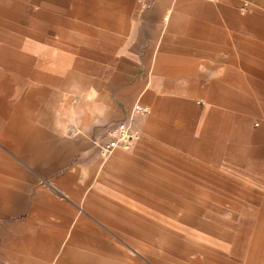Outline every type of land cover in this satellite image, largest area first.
<instances>
[{
  "label": "rangeland",
  "instance_id": "rangeland-1",
  "mask_svg": "<svg viewBox=\"0 0 264 264\" xmlns=\"http://www.w3.org/2000/svg\"><path fill=\"white\" fill-rule=\"evenodd\" d=\"M68 1L76 7V0H65V5L70 4ZM242 1L151 0L146 8H142L139 0H130V3L128 0H81V5L90 3L97 12L90 14L83 11L77 17L63 21L62 28L57 32H49L36 25L35 14L31 11L36 4L33 0H0V9H10L19 15V25L44 37L58 39L59 35L68 38L73 33L77 34L79 48L82 51L79 56L81 89L71 88L59 96V100L65 97L76 104L69 107H53L43 113L40 111L20 113L23 123L12 125L9 130L13 138L12 142H23V145L27 144L28 138L23 136L21 140L17 136L19 132L27 133L26 136H29L32 132L40 135V132L44 131L48 147L55 145L54 141L59 137L83 138L85 154L77 150L84 146V142L76 145L69 144L66 154L63 155L67 165L46 169L50 162H54L59 157L55 153L52 154L50 149L43 154L38 163L33 165L28 161L27 156H19L9 146L0 142L3 152L22 167L28 178V185L34 182L29 186L33 189L31 192L29 188L25 190L27 197L31 199L30 193L39 189L43 194L52 193L57 200L66 202L70 208L82 210L84 207L87 210L85 205L89 204V213L88 210L85 212L117 239L113 232L93 216L91 209L101 214L113 213L117 216L135 211L155 213L161 220L165 219L166 222L171 223L168 224V228L173 231H169L172 235V241L168 243L170 246H172L170 243H173L176 245L174 247L178 249L182 247L183 251L184 248L191 252L196 251L188 255L190 257L180 256L181 261L185 260L187 264H224L217 259L206 257L209 253L206 252L208 249L206 245L209 247L217 245L210 241L206 230L198 225L180 221L168 210H161L150 205V200L147 199L153 196L152 189L141 187V194H134L124 191L122 187L113 184L109 179L115 171L119 170L127 173L126 177L122 178L132 185L136 178L150 181L155 170H157L156 173H161V175L158 174L160 177H164L165 172L171 170L167 167L168 158H164L167 156L170 157L171 163L183 162L187 166L190 164L202 166L203 171L199 172L215 180L220 179L221 182L228 184L238 183L242 188L237 192H249L254 199H259L257 202L259 204L252 202L253 204L248 206L257 207L264 214V201L262 202L264 187L261 188L258 182L262 180L260 174L246 165L238 164L236 160L242 158L240 154L228 155L226 149L223 155H217L218 152L214 147V145H222L226 148L231 146L232 142H241L247 146L251 144L264 146L261 136L254 134L260 130L257 117L261 116H252L251 123L248 122L246 125L244 123L241 127L237 121L224 123L228 119L225 116L227 108L222 104L223 98L228 95H242L244 92L251 95L254 101L259 102L263 98L260 96L262 91L257 85L259 78L249 73L243 65L244 58L250 56L257 59L255 52L264 51L263 25L234 26L227 17L225 9L232 7L238 19L257 15L262 17L264 16V0H248L250 8L246 12L241 11ZM209 4L216 6L214 7L219 11V18L204 17L203 6ZM86 5L84 7H88ZM1 15L0 13V18L3 17ZM165 15H168L167 19H164ZM171 22H175L177 27L169 32ZM200 25L221 29L222 37L215 38L208 33L201 35L196 31L187 34L189 27ZM167 33H169L170 48L161 50L158 41ZM187 39L192 41L191 45L186 44ZM133 44H136L135 48ZM173 44H177L178 48H174ZM84 51H89V54ZM121 57H127L130 60L128 68L120 65ZM93 64L97 65V68ZM103 66H108L114 71L125 68L123 70L128 74L127 80L108 88H104L101 84L82 85L83 75L92 78L96 76L99 80L105 79L95 74ZM165 70L169 73L164 72ZM120 89H123L121 95L118 94ZM212 89L216 90L213 95L221 98L207 100L206 97H210L208 94ZM191 93L193 95H190ZM105 94L107 99H104ZM96 96L103 97L94 102L93 98ZM174 98L181 100L172 102ZM81 100L87 101L85 105H82L83 107L77 105ZM136 102L150 104V111L132 113ZM217 106L222 109L213 114L212 109L218 108ZM196 108H199L204 115V121L211 119L212 122L214 121L213 126L215 121H222L224 124L223 127L220 126L221 130L213 131L210 126L207 127L209 130L203 131L205 128L200 127L201 130L197 131L196 135L198 134L199 137L207 134L206 141L212 146L211 149H207L210 153L207 156L187 148L186 134L182 135L179 142L182 140L184 142L181 144L168 142L159 135L165 132L175 133L180 127L178 123L180 114H189L191 109ZM86 111L90 113V118H86ZM123 120L129 121L137 129L139 138L128 147L118 146L111 153L105 152L98 143L108 140ZM211 124L208 123V125ZM248 128L250 132H253L251 137L254 139L247 137L245 129ZM261 129L264 131V123ZM259 161L260 164L264 162V150L261 151ZM174 167L171 170L172 173H176L174 170L177 167L176 165ZM65 174H69L67 178L70 188L68 190L61 188L60 178ZM131 177H133L132 181ZM206 192L213 195L218 193L221 197L236 201L238 205L244 204L231 190L209 188ZM230 203L232 202L227 201L225 204L228 206ZM21 216L22 214L7 216L3 220L5 223L13 222ZM118 240L121 241V239ZM123 244L128 246L125 242ZM91 249L92 264H95L93 261L97 260L98 255L92 241ZM70 253L71 258L76 255L82 258L90 252L87 250L86 241H78L72 245ZM189 258L193 261L192 263L188 262ZM255 264H261V261L257 260Z\"/></svg>",
  "mask_w": 264,
  "mask_h": 264
},
{
  "label": "crops",
  "instance_id": "crops-1",
  "mask_svg": "<svg viewBox=\"0 0 264 264\" xmlns=\"http://www.w3.org/2000/svg\"><path fill=\"white\" fill-rule=\"evenodd\" d=\"M33 1L36 4L31 11L35 14L36 25L49 32H57L62 28L63 21L75 18L83 11L90 14L97 12L90 3L81 5V0H76V7L71 1H68L70 4L65 5V0ZM85 5L88 7H84ZM214 6V4L203 6L205 18H219V11ZM0 10H2L0 13L3 16L0 18V142L9 146L19 156H27L28 161L33 165L38 163L43 154L50 149L52 154L55 153L59 157L54 162H50L46 169L63 167L67 165L63 155L66 154L65 151L69 144L76 145L84 142V146L77 150L85 154L83 138L59 137L55 139V145L48 147L44 131H41L40 135L32 132L29 136H26L27 133L19 132L17 136L21 140L23 136L28 138L27 144L23 145V142H12L13 138L9 127L23 123L20 113H35L37 111L43 113L53 107H69L76 104L65 97L59 100V96L71 88L81 89L79 56L82 51L79 48L78 35L73 33L68 38L59 35L58 39L44 37L21 24L19 25V15L12 10ZM225 12L234 26L258 27V25H263L264 28V16L257 15L238 19L232 7L226 8ZM171 24L169 32L177 27L175 22H171ZM193 31L201 35L208 33L215 38L222 34L219 28L212 29L202 25L189 27L186 32L191 34L194 33ZM168 39L169 33L163 35L162 39L158 41L161 50L170 48ZM187 40L186 44L191 45L192 41ZM132 46L135 48L136 44ZM173 47L178 48V45L173 44ZM86 52L89 54V51ZM255 54L257 59L247 56L244 58L243 65L249 73L259 78L257 85L262 91L260 93V96L263 97L262 100L254 101L251 95L244 92L242 95H228L223 98L222 104L227 108L226 111L223 109L228 119L224 122L225 124L228 121H237L241 127L244 123L245 125L248 122L250 124L252 116H261L257 117L260 130L254 134H259L264 140V133H262L264 131H261V126L264 123V51L258 50ZM145 57L148 58L147 54ZM120 61V65L125 68L130 66V60L127 57H121ZM94 67L97 68V65ZM101 68L95 74L103 76L105 79L99 80L96 76L92 78L83 75L82 85L101 84L104 88H108L119 85L128 78V74L123 70L125 68L116 71L108 66ZM239 79L241 81L240 76ZM215 91L210 90L208 94L210 97H206V99L221 98L213 95L216 93ZM122 92L123 89H120L118 94L121 95ZM101 97L97 98L96 96L93 101L95 102ZM107 98L105 94L104 99ZM180 100V98H174L172 102ZM86 102V100H81L77 105L83 107L82 105H85ZM220 109L222 108L212 109L213 114L221 111ZM85 116L90 118L91 115L86 111ZM203 118L204 115L199 108L191 109L189 114H180L178 117L180 127L176 129L175 133L165 132L159 135L168 142L181 144L184 140L179 141L182 135L186 134L187 148L190 151L195 150L202 156H207L210 154L207 149H211L212 146L206 141L207 134L204 133L205 136L199 137L198 134L196 135L197 131L203 127L205 128L203 131H205L210 126L213 131L221 130L220 126L223 127L224 124L222 121H215L213 126L214 121L212 122L211 119L204 121ZM208 123L212 124L208 125ZM245 131L247 137L250 138L253 132H250L249 128ZM262 145L247 146L241 142H232L231 146L226 148L222 145H214V147L218 152L217 155H223L226 149L228 155L240 154L242 158L237 159L236 162L257 171L262 178L261 181H258L262 188V186L264 187V162L259 163L261 151L264 150ZM164 158H168L167 167L169 169L172 170L176 165L177 168L174 170L176 173L169 170L164 174L166 177H160L161 173H156L157 170H155L150 181L136 178L133 181L135 185H132L122 178L126 177L127 173L119 170L115 171L109 180L122 187L124 191L134 194L140 195L141 187L152 189L154 194L150 199H147L150 200V205L161 210H168L180 221L198 225L206 230L210 241L217 244L210 247L206 245L208 248L206 252H209L206 254L207 258L217 259L224 264H255L257 260L264 264V214L257 207L248 206L252 205V202H259V199H254L249 192H237L242 188L238 183L228 184L199 172L203 171L202 166H196V164L187 166L183 162L181 164L171 163L170 157ZM68 176L69 174H65L60 178L61 188L64 190L70 188ZM130 179L132 181L133 177ZM30 181L33 180L30 179ZM31 183L34 184V182ZM30 185H28V178L20 164L13 161L0 148V264H92L91 241L97 248L98 261H93L95 264H187L179 257L196 253V251L191 252L187 248H184V251L182 247L178 249L174 247L176 245L173 243H170L172 245L170 246L168 243L172 241V235L169 231H173L168 228V224L171 223L166 222L165 219L161 220L155 213L135 211L117 216L113 213L101 214V212L91 209L93 216L113 232L118 239H121V242L89 217V214L85 212L88 210L89 213V204L85 205L87 210L84 207L82 210L70 208L66 202L57 200L52 193L43 194L39 189L30 193V199L25 193ZM209 188L211 190L215 188L223 191L231 190L239 196L244 204L238 205L235 203L236 201L221 197L218 193L209 194L206 192ZM29 190L31 192L33 189L29 188ZM227 201L232 203L227 206L225 204ZM20 214L22 216L13 222L5 223L3 220L7 216ZM78 241H86L87 250L90 253L86 254V257L79 258L77 255H73L74 257L71 258L69 256L71 247ZM124 242L128 246H125ZM187 260L190 263L193 262L190 258Z\"/></svg>",
  "mask_w": 264,
  "mask_h": 264
},
{
  "label": "built area",
  "instance_id": "built-area-1",
  "mask_svg": "<svg viewBox=\"0 0 264 264\" xmlns=\"http://www.w3.org/2000/svg\"><path fill=\"white\" fill-rule=\"evenodd\" d=\"M209 1V0H208ZM212 1H224V0H212ZM151 0H139V3L142 8H146L150 4ZM241 11L246 12L249 6L248 0H243L241 4ZM165 19L168 18V15L164 16ZM150 104H143L141 102L134 103L132 113L139 112V113H148L150 111ZM139 138V134L137 129L132 126V124L127 121L123 120L119 126L112 132L110 138L101 144L98 143L101 149H103L107 153H111L114 151L118 146H125L128 147L134 140Z\"/></svg>",
  "mask_w": 264,
  "mask_h": 264
}]
</instances>
